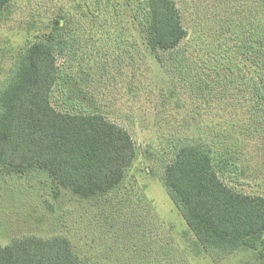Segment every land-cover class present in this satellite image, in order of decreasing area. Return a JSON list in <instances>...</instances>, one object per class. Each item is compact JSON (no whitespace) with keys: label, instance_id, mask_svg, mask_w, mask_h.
<instances>
[{"label":"rangeland","instance_id":"rangeland-1","mask_svg":"<svg viewBox=\"0 0 264 264\" xmlns=\"http://www.w3.org/2000/svg\"><path fill=\"white\" fill-rule=\"evenodd\" d=\"M116 1L12 0L0 18V87L20 50L68 15L76 40L59 59L52 105L100 112L136 147L122 189L105 200L79 198L40 170L0 173V243L60 234L95 264H264L250 248L201 247L161 176L179 144L200 138L238 164L225 182L264 196V128L234 51L253 0H176L188 30L179 54L150 53L131 7Z\"/></svg>","mask_w":264,"mask_h":264},{"label":"trees","instance_id":"trees-1","mask_svg":"<svg viewBox=\"0 0 264 264\" xmlns=\"http://www.w3.org/2000/svg\"><path fill=\"white\" fill-rule=\"evenodd\" d=\"M11 1L0 0V18ZM123 1L134 12L150 53H180L188 30L176 0ZM245 11L234 51L243 64V69H238L243 70L241 78L251 94L254 119L264 128V0H253ZM67 16L59 13L48 32L20 50L0 87V173L40 170L79 198L105 200L122 189L136 147L129 131L104 114L72 112L52 105L59 59L76 40ZM220 28L228 31L223 23ZM240 172L231 156L218 152L208 140L194 138L175 148L161 176L201 247L223 254L250 248L261 260L264 196L239 191L222 178L235 179ZM0 264L95 263L83 260L67 237L56 234L15 237L8 244L0 243Z\"/></svg>","mask_w":264,"mask_h":264}]
</instances>
